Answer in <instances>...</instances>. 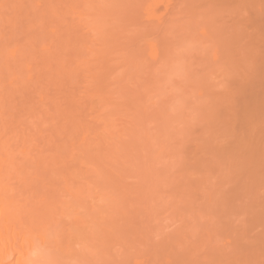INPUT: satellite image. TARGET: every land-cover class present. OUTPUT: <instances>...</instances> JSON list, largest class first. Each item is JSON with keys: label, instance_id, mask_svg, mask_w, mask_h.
<instances>
[{"label": "rangeland", "instance_id": "obj_1", "mask_svg": "<svg viewBox=\"0 0 264 264\" xmlns=\"http://www.w3.org/2000/svg\"><path fill=\"white\" fill-rule=\"evenodd\" d=\"M0 202L37 264H264V0H0Z\"/></svg>", "mask_w": 264, "mask_h": 264}, {"label": "bare ground", "instance_id": "obj_2", "mask_svg": "<svg viewBox=\"0 0 264 264\" xmlns=\"http://www.w3.org/2000/svg\"><path fill=\"white\" fill-rule=\"evenodd\" d=\"M5 203L0 202V205L4 204L3 208H0V264H15L11 261L12 258L19 264H37L38 249L47 242V237L43 233L35 234L34 229L21 228L22 222L17 226L16 221L20 218L12 216L14 214L9 212L11 207ZM10 234L13 239L6 244L5 238Z\"/></svg>", "mask_w": 264, "mask_h": 264}]
</instances>
